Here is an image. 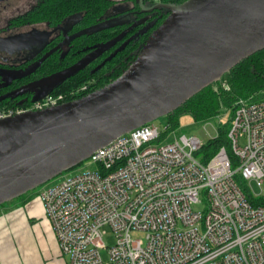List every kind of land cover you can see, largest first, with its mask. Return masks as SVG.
<instances>
[{
  "label": "built area",
  "instance_id": "1",
  "mask_svg": "<svg viewBox=\"0 0 264 264\" xmlns=\"http://www.w3.org/2000/svg\"><path fill=\"white\" fill-rule=\"evenodd\" d=\"M63 101L47 96L0 120ZM164 132L154 122L135 129L97 150L95 167L41 189L61 255L68 264H264V98L236 103L228 147L208 162L199 139L165 144Z\"/></svg>",
  "mask_w": 264,
  "mask_h": 264
},
{
  "label": "water",
  "instance_id": "2",
  "mask_svg": "<svg viewBox=\"0 0 264 264\" xmlns=\"http://www.w3.org/2000/svg\"><path fill=\"white\" fill-rule=\"evenodd\" d=\"M139 5L146 13L170 11L142 60L82 98L0 120V206L74 169L120 136L170 115L264 50V0H187L150 8L139 0ZM125 34L35 85L57 87ZM46 38L38 31L0 38V50Z\"/></svg>",
  "mask_w": 264,
  "mask_h": 264
},
{
  "label": "trees",
  "instance_id": "3",
  "mask_svg": "<svg viewBox=\"0 0 264 264\" xmlns=\"http://www.w3.org/2000/svg\"><path fill=\"white\" fill-rule=\"evenodd\" d=\"M187 0H159L161 3L180 5ZM150 7L155 0H144ZM170 11L158 9L151 13L142 12L139 0H37L25 13L12 18L10 27L47 24L56 26L69 19L78 17V25L89 32L76 37L72 43L75 55L69 64L80 59L84 53L108 42L120 33L128 31L123 44L107 53L108 57L101 63H95L68 82L46 93L44 96H19L17 99H5L0 103V111L30 109L38 100L47 96H63L67 103L89 94V89H101L119 78L146 54L147 47L156 31L169 17ZM57 53L48 58L42 67H49ZM57 59V58H56ZM98 62V61H97ZM96 91V90H95ZM91 93V92H90ZM264 98V50L242 61L226 73L220 81L210 85L175 112L167 116L166 131L178 127L179 118L190 114L197 122L215 118L222 109L229 108L234 112L236 103L241 100L253 101ZM62 103V104H63ZM229 124L221 134L204 144L198 157L208 162L222 146L228 147L227 134ZM230 152V149L228 148Z\"/></svg>",
  "mask_w": 264,
  "mask_h": 264
},
{
  "label": "rangeland",
  "instance_id": "4",
  "mask_svg": "<svg viewBox=\"0 0 264 264\" xmlns=\"http://www.w3.org/2000/svg\"><path fill=\"white\" fill-rule=\"evenodd\" d=\"M37 0H4L0 4V28L9 23V21L28 11ZM27 26L24 32L30 30ZM4 30V29H3ZM233 111L229 108L222 109L219 116L204 121L197 122L190 114H184L179 118L178 127L175 130H168L162 134L160 142H175L180 136L187 138H197L203 144L209 140L217 138L221 132L232 123ZM161 130L167 126V116L162 117L154 122ZM231 127V125H230ZM94 163L86 160L72 170L66 171L50 182L42 185L20 198L4 203L0 206V224L13 238V248L19 258H25L32 255V260L36 264H55L60 263L58 259L64 262L69 261V256L63 257L58 245V253L52 251V236L56 238L51 224L45 216V211L40 197V191L44 187L53 186L59 183L62 178L71 174L93 168ZM196 210L204 211L205 205L195 207ZM106 244L111 247L115 244V238L109 228H107ZM135 238H145V234L140 232L133 234ZM57 239V238H56ZM59 244V243H58ZM54 258L52 257V254ZM58 256V258H57ZM105 260L108 259V252L102 251ZM62 263V262H61Z\"/></svg>",
  "mask_w": 264,
  "mask_h": 264
},
{
  "label": "flooded vegetation",
  "instance_id": "5",
  "mask_svg": "<svg viewBox=\"0 0 264 264\" xmlns=\"http://www.w3.org/2000/svg\"><path fill=\"white\" fill-rule=\"evenodd\" d=\"M3 1L4 0H0V4ZM155 1L156 3L154 5L161 3L159 2V0H155ZM78 20L79 18L76 17L73 19H69L66 22L56 26H51L47 24L29 25V26H43V27H31L30 30H27L25 32L23 28L27 26L10 27L9 24H6L0 28V38H6L20 33L34 32V31L43 32L47 36L45 41L38 44H33L16 49L0 50V103L3 102L5 99H9V100L17 99L19 96L21 97L23 95L34 97L45 93H50V91H53L54 89L58 88L61 84L68 82V80L71 79L72 77L62 82L53 89L43 84L39 86H36L35 84L40 82L42 79H45L53 74H56L58 72H61L69 68L70 66L74 65L75 63L86 57L88 54L94 52L97 48H99L103 44L107 43L105 42L100 46H97L92 50L84 53V55L80 59H78L77 61H75L73 64L70 65L69 61L71 60V56L75 55V52H73L72 50V43L74 39L79 35L83 34L84 31L89 32L91 30V29L86 30L80 28L77 23ZM124 32H126V34L120 42H118L113 48H111L109 51L104 53L101 57L97 58L87 67L95 63L103 62L108 58L105 57L107 53L111 52L113 49H115V47L119 46L120 44H123L124 40L128 35L129 30L128 31L126 30ZM120 34H118L117 36H119ZM117 36H115L114 38H116ZM49 53H51V55L48 57L49 59L53 57L54 53H57L53 61L54 66L51 65L49 67L48 65L50 64H48L46 67H42L48 58L41 65H39V63ZM89 90L92 93L97 89H92V90L89 89Z\"/></svg>",
  "mask_w": 264,
  "mask_h": 264
},
{
  "label": "crops",
  "instance_id": "6",
  "mask_svg": "<svg viewBox=\"0 0 264 264\" xmlns=\"http://www.w3.org/2000/svg\"><path fill=\"white\" fill-rule=\"evenodd\" d=\"M4 225L0 224V264H36L32 260V255L26 256L25 258H19L13 248V238L10 237L9 233L4 230ZM52 251L58 253V241L52 236ZM60 248V247H59ZM52 257L54 258L53 253ZM65 257V256H63ZM58 258V256H57ZM61 262L55 264H68V262L62 261V259L58 258Z\"/></svg>",
  "mask_w": 264,
  "mask_h": 264
}]
</instances>
